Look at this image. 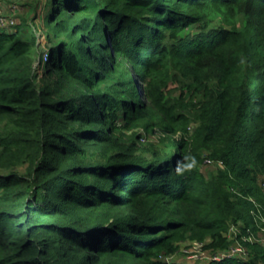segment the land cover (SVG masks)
Segmentation results:
<instances>
[{
    "label": "trees",
    "instance_id": "obj_1",
    "mask_svg": "<svg viewBox=\"0 0 264 264\" xmlns=\"http://www.w3.org/2000/svg\"><path fill=\"white\" fill-rule=\"evenodd\" d=\"M174 79L201 94L193 116ZM190 122L145 148L124 131ZM258 175L264 0H47L0 30V264H188L164 257L186 237L225 252L232 224L248 258L201 264H264L242 240L264 219Z\"/></svg>",
    "mask_w": 264,
    "mask_h": 264
},
{
    "label": "rangeland",
    "instance_id": "obj_2",
    "mask_svg": "<svg viewBox=\"0 0 264 264\" xmlns=\"http://www.w3.org/2000/svg\"><path fill=\"white\" fill-rule=\"evenodd\" d=\"M6 3L2 5V8L4 7H9L10 4H16L18 7V12L14 13V16L18 17L20 21L23 19H30L32 17H36L37 21H41L45 9V5L47 0H4ZM49 3V2H48ZM50 5V4H49ZM50 8V6H47ZM33 8H35V11H33ZM8 10V8H5ZM4 9V10H5ZM6 14H8L5 11ZM221 20L219 17L214 18L210 24H208V27H216L220 26ZM197 24H191L190 27H186L183 30H181L182 34H190L194 33L197 31ZM38 35L40 37V40L42 41L43 46H45V40L43 38L42 32L38 31ZM43 61H45V57H43ZM46 75L45 70H40V77ZM128 77L132 79V73H128ZM188 83V81H186ZM182 89L179 87V83L177 80H173L169 82L166 87H165V93L169 97H177L180 94H184V101L185 103L191 105L186 106L185 110L188 116H193V110L192 108H197L196 103L201 99V94L197 92L196 90L193 89V87L190 90H187L185 92H182ZM138 95V93H137ZM198 122H190L184 129H186V132H184L182 129V126H178L175 128H172L170 130L171 134H168L164 130L162 131L161 128L157 126L152 127H143L141 125L134 126L130 130L125 129V133L130 134L131 132L136 133L137 136V144L141 148L147 147V145L151 143H157L159 139L165 138L167 136H172L174 138H181L182 136L184 138L189 137L193 133V129L197 126ZM118 124H123V121H120ZM168 126V124H165ZM182 127V128H181ZM199 154V162L197 163V167L199 171L205 176V177H210L211 174L216 172L218 169H222L223 166L220 164L218 160L213 159L210 157V151L208 149H202ZM258 181L259 184L262 188V192L264 194V186L262 183L264 182V175H258ZM256 218V232L251 235V241L257 240L260 243H264V219L261 216H255ZM233 230L237 231L238 226H235L232 230L229 229V237L228 240L231 241V239L235 238L233 234ZM237 238V236H236ZM244 240V239H242ZM237 240V242H239ZM208 242V238H205L203 241H199L197 239H190L186 237L184 240L178 243V250L175 251L174 253L167 255L164 257V260L172 262V263H188V264H201V263H208L212 259L214 260L215 258L217 259L219 254L222 253L221 250H216L215 252L211 251L210 249H205L204 244ZM243 246L241 250L238 249L239 252L238 256L242 258H248L250 252L249 249ZM238 247L239 245L235 243H231L229 246L230 248H235ZM239 248H241L239 246ZM244 251V252H242Z\"/></svg>",
    "mask_w": 264,
    "mask_h": 264
},
{
    "label": "built area",
    "instance_id": "obj_3",
    "mask_svg": "<svg viewBox=\"0 0 264 264\" xmlns=\"http://www.w3.org/2000/svg\"><path fill=\"white\" fill-rule=\"evenodd\" d=\"M2 1H4V0H0V30L8 29V28L14 26L18 22L17 17L14 16V13L18 12L17 5L16 4H9L10 5V10L12 12H14V13L13 14H6L4 9L2 8V4H1ZM220 164H222V163L220 162ZM262 185L264 186V182L262 183ZM235 226L236 225L232 224L229 229L232 230ZM238 232H239V227H238L237 231L233 230V234L235 236V238H233V239H235V241L233 243L239 245L241 248H239V246L238 247L234 246L235 248H230L227 251L222 252L221 254H219L217 260H220V259H222L224 257H231V256H234V255H238V253H236V252H239L238 249L241 250L243 248V246L240 245L241 243L237 242V240H236V236L238 235ZM229 234L230 233H229V230H228L227 231V237H229L228 236ZM251 235L252 234L250 233L248 236L243 237V239L244 240L247 239V240L251 241ZM233 239H231V240H233ZM242 252H244V251H242Z\"/></svg>",
    "mask_w": 264,
    "mask_h": 264
},
{
    "label": "crops",
    "instance_id": "obj_4",
    "mask_svg": "<svg viewBox=\"0 0 264 264\" xmlns=\"http://www.w3.org/2000/svg\"><path fill=\"white\" fill-rule=\"evenodd\" d=\"M5 3H6L5 1H2L1 4L3 5V4H5ZM9 4H10V3H9ZM9 4H8V5H9ZM5 8H8V10L5 9ZM4 9H5L4 11H6L8 14H13V13H14V12H12V11L10 10V6H9V7H8V6H7V7H4ZM17 19H18V21H19V18H18V17H17Z\"/></svg>",
    "mask_w": 264,
    "mask_h": 264
}]
</instances>
